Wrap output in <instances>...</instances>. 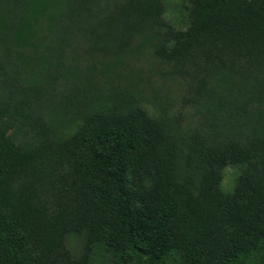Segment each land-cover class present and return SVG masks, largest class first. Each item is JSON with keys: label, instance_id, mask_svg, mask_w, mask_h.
<instances>
[{"label": "trees", "instance_id": "16d2710c", "mask_svg": "<svg viewBox=\"0 0 264 264\" xmlns=\"http://www.w3.org/2000/svg\"><path fill=\"white\" fill-rule=\"evenodd\" d=\"M7 1L0 264H264V0H182L179 28L165 18L168 0H69L58 33L14 24L39 0ZM137 38L156 42L195 94L191 129L127 100L67 94L59 111L76 124L58 131L43 84L18 67L52 50L58 62L77 48L117 55ZM227 166L239 170L230 191ZM70 233L83 234L79 256Z\"/></svg>", "mask_w": 264, "mask_h": 264}, {"label": "rangeland", "instance_id": "374dc122", "mask_svg": "<svg viewBox=\"0 0 264 264\" xmlns=\"http://www.w3.org/2000/svg\"><path fill=\"white\" fill-rule=\"evenodd\" d=\"M14 6L13 1L0 0V36L4 37L7 32L5 24L13 22L11 14ZM69 6V0H39L34 7L24 5L17 16L21 20L15 19L14 24L25 23L31 31L43 30L47 33L51 28L58 33L60 22L68 19L66 13ZM187 16L188 11L182 0H168L165 18L171 25L176 28L185 27ZM15 41L19 43L21 39ZM46 43V40H40L36 52L42 53ZM155 43L137 38L117 55L91 56L85 54L82 48H77V53L66 50L62 57L59 56V62L58 52L52 50V53L48 52L41 59L35 55L20 58L22 62H18V67L30 78V84H43L39 96L44 102V116L58 131L68 132L76 124L74 121L71 128L68 127L72 110L70 114L59 111L62 108L61 100H65L67 94L72 100L83 99L85 96L93 100L105 97L111 102L112 99L127 100L143 106L151 114L160 113L178 120L182 129H191V124L200 116L197 113L199 105L191 103V95L195 97V94L191 93L186 80L177 73L173 74L169 63L155 53ZM5 45L0 38V57L5 51ZM12 57L19 59L17 56ZM15 74L18 76V73ZM238 171L234 166L224 169L221 183L223 190H232ZM83 242V234L70 233L67 236V244L75 256L81 254Z\"/></svg>", "mask_w": 264, "mask_h": 264}]
</instances>
